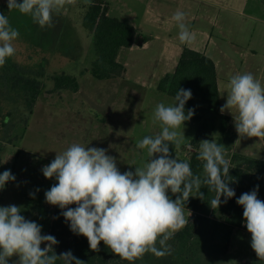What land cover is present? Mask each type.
Returning a JSON list of instances; mask_svg holds the SVG:
<instances>
[{"label":"clouds","instance_id":"obj_1","mask_svg":"<svg viewBox=\"0 0 264 264\" xmlns=\"http://www.w3.org/2000/svg\"><path fill=\"white\" fill-rule=\"evenodd\" d=\"M75 0H7L8 10H19L29 15L41 28L53 26V15ZM172 20L178 26L179 41L191 44L195 35L186 24V13L177 9ZM18 29L0 13V66L15 55L14 41ZM226 103L221 114L230 112L240 137L264 138V83L252 73H237L230 77ZM190 89L180 88L175 104L158 103L153 122L162 131L145 136L136 148L147 151L148 161L135 166V171L121 172L117 159L108 150L72 143L42 168L44 177L55 179L45 191V202L59 207L69 223L70 230L87 238L90 249L99 251L101 242L123 260L133 262L151 253L157 258L171 254L172 239L186 226L184 204L193 197L205 200L202 185L215 193L210 207L236 197L230 185L229 160L225 147L215 139L199 143L197 159L203 162V177L194 175L191 165L173 158L171 146L179 149L185 140L178 130L192 119L195 109L185 110L192 99ZM16 177L10 170L0 174V190ZM39 192L40 189H36ZM169 192L176 198L173 200ZM259 185L242 193L236 203L243 207L245 226L251 234V248L259 260H264V200L258 198ZM35 198V192H30ZM224 197V200H221ZM76 205V207H70ZM22 206H0V264H84L71 251L57 255L54 246L59 243L50 234H42V225L26 219ZM58 218V217H56ZM42 245H46L42 247ZM13 257H16L14 261Z\"/></svg>","mask_w":264,"mask_h":264},{"label":"rangeland","instance_id":"obj_2","mask_svg":"<svg viewBox=\"0 0 264 264\" xmlns=\"http://www.w3.org/2000/svg\"><path fill=\"white\" fill-rule=\"evenodd\" d=\"M92 1L75 0L66 4L54 13L52 27L41 28L29 15L17 9L9 11L7 0H0V13L20 32L13 42L16 52L10 61L31 70L29 74L41 72L39 79L43 83L33 114L22 98L17 103L16 98L9 99L11 94L8 97L0 93V174L10 170L16 177L0 190V206H22L21 214L42 225V234H50L55 210V206L45 202V191L57 183L54 178L44 177L42 168L55 158L56 152L64 151L72 143L104 148L116 157L121 172L135 171V166H142L149 159L146 149L136 148V143L162 131L159 123L153 122L156 105L175 104L173 97L156 90L145 96H132L117 78L99 80L90 73L81 75L97 57L93 37L82 24L86 7ZM133 1L137 10L145 6ZM164 9L171 13L169 7ZM63 72L78 77L82 92L54 89L53 76ZM195 109L202 114V122L186 121L178 130L185 135L178 155L186 160L196 152L193 141L199 130L207 140L218 142L221 138L215 112L205 104H198ZM229 142L230 139L225 145ZM37 188L39 192L35 191ZM30 192H35V198ZM184 214L187 221L194 217L186 211ZM196 256H199L198 264H264L251 248V234L247 231L234 233L226 255L197 252Z\"/></svg>","mask_w":264,"mask_h":264},{"label":"trees","instance_id":"obj_3","mask_svg":"<svg viewBox=\"0 0 264 264\" xmlns=\"http://www.w3.org/2000/svg\"><path fill=\"white\" fill-rule=\"evenodd\" d=\"M264 3V0H263ZM110 4L105 0H93L87 7L82 24L93 37L97 57L89 68L81 72V75L90 73L99 80H110L123 76L125 66L118 61V55L122 48H130L138 37V42L143 44L147 38L138 35L134 25L123 21L109 14ZM31 70L13 63L8 58L3 66H0V93L8 96L12 101L23 99L29 113L33 114L39 97L43 92V83L39 79L41 72L35 75L29 74ZM54 89L72 90L77 92L80 89V82L77 76L72 74L57 73L53 76ZM180 88L190 89L192 99L186 105L185 110L195 109L198 104H205L213 110L220 122L221 138L218 144L223 145L230 151L234 146V136L230 133L229 127L231 117L221 114V101L219 93L218 75L214 60L202 52L184 48L178 65L174 72L163 77L157 91L173 97ZM14 97V98H12ZM14 99V100H13ZM16 103V102H15ZM203 116L195 109V114L188 122H202ZM198 131L193 141L195 153L186 160L178 155V149L171 146L173 158L175 156L181 161L190 163L193 174L203 177V162L198 160L199 143L203 135ZM229 145L225 143L228 140ZM230 164V187L236 192V197L221 203L217 209L209 213L210 200L215 193L209 192L206 186L202 185L201 191L205 200L195 195L189 198L184 204V211L194 215L186 226L175 233L168 241L171 245V254L157 258L151 253L145 254L142 259L133 262L123 260L114 254L101 242L99 251L90 249L88 240L84 236L74 234L70 230L69 223L61 215V209L55 206L54 220L50 228V235L54 236L59 243L54 246L57 255L71 251L72 254L84 261V264H198L197 252H206L214 255H226L229 252L231 240L235 232L247 231L243 217V207L236 203V199L245 192H250L256 185H259L258 198L264 200V161L239 153L227 156ZM174 200L176 197L170 192ZM224 200V197H221ZM70 207H76L71 205ZM58 217V218H56ZM188 256H187V255ZM56 264H63L58 260Z\"/></svg>","mask_w":264,"mask_h":264},{"label":"crops","instance_id":"obj_4","mask_svg":"<svg viewBox=\"0 0 264 264\" xmlns=\"http://www.w3.org/2000/svg\"><path fill=\"white\" fill-rule=\"evenodd\" d=\"M106 1L110 16L134 25L137 36L147 38L143 44L136 39L130 48L119 52L118 61L125 66V72L117 79L130 91L127 94L145 96L157 91L160 80L175 71L184 48L214 60L221 107L226 103L231 76L250 72L264 83L263 0H138L145 3L140 10L133 0ZM163 7H169L171 13ZM177 9L186 13L185 22L195 35L191 44L179 41V29L172 20ZM224 114L232 119L229 130L235 139L233 148L225 150L226 157L239 153L264 161V138L240 137L232 114Z\"/></svg>","mask_w":264,"mask_h":264}]
</instances>
